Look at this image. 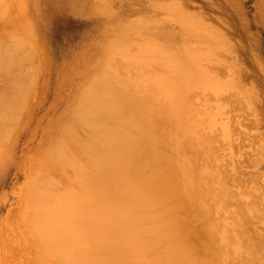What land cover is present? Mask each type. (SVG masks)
I'll return each mask as SVG.
<instances>
[{"label":"bare ground","instance_id":"1","mask_svg":"<svg viewBox=\"0 0 264 264\" xmlns=\"http://www.w3.org/2000/svg\"><path fill=\"white\" fill-rule=\"evenodd\" d=\"M8 1L3 3L0 0V13H4ZM14 2L9 3L12 7L8 5L12 11L17 10ZM3 36L1 33L0 78L4 84L0 87V145L13 133L12 127L18 122L23 102L38 76V73L35 76L34 68L23 67L34 60V53L38 52L33 50L35 46L30 43V50L24 37L14 35L4 41ZM126 38L122 35L116 40V48H121ZM103 45L106 51L113 46ZM142 46L136 48L142 49L140 54H134V51L121 54L124 61L115 60L111 55L105 63L94 66L88 81L85 85L82 83L83 88L65 105L63 116H58L57 122L46 129L48 133L35 159L29 160V177L20 198L21 212L10 229L17 228L15 237H5L2 248L5 252L13 244L21 249L17 259L13 257L10 263L226 264L225 260L222 263L223 255L242 254L239 244L223 240L226 239H222L223 233L219 238L211 225L216 219L219 221L225 217L219 216H223L228 207L224 199L229 193L228 185L220 183L219 188L216 184L220 181L215 183L208 179L210 166L207 161V168L206 160L211 158L210 153L208 157V151L212 153L209 150L211 145H206L208 149L205 144L192 139L195 127L189 108L194 90L215 87L213 90L217 89L218 94L220 88L228 91L236 86L231 81L214 82L199 67L194 56L187 54L183 60L184 50L173 57L170 52H155L149 46L144 51ZM140 61L163 75L153 76L154 81L149 79V93L142 83L138 86L128 77L135 72ZM123 69L127 71L125 74ZM204 143L209 142L205 140ZM3 154L6 156L7 152ZM200 156L207 157L205 162L200 158L204 162L201 165L197 162ZM57 173L67 175L64 185H59L61 182L56 175L60 180L62 175ZM214 188L219 189L218 193L223 191L222 195L216 194ZM223 189L227 190L226 193ZM214 193L221 195L220 200ZM223 193L225 197L222 198ZM239 205L243 208L246 204ZM188 214L192 216L186 217ZM195 218L202 220L200 225L203 228L198 227L200 233L194 228L201 236L199 245L194 235L191 238L196 244L187 237L193 229L188 231L189 227L185 228L186 223L190 226L194 222L191 227L198 224ZM247 218H250L249 213ZM223 219L226 224L227 219ZM230 220L233 222L232 217ZM243 220L251 225V220L247 223L245 218ZM234 223L238 227L233 228L232 223V230L245 226L243 223L239 225L238 221ZM232 232L234 236L238 232L236 236L240 237L242 233L239 232L245 231ZM254 235L253 239L256 238ZM247 238L244 237L245 240L252 239ZM253 241L256 247L259 245L257 238L252 242L249 240L246 245L250 249L243 253L247 255H242L237 264L253 263L261 254L262 250L259 252ZM194 245L201 248L198 251L193 248V252L198 253L201 249V255L200 252L199 256L193 254ZM251 246L256 248L254 253L260 254L252 253ZM26 254H29L28 259H24ZM263 256L258 261H263Z\"/></svg>","mask_w":264,"mask_h":264},{"label":"rangeland","instance_id":"2","mask_svg":"<svg viewBox=\"0 0 264 264\" xmlns=\"http://www.w3.org/2000/svg\"><path fill=\"white\" fill-rule=\"evenodd\" d=\"M4 2L7 3V0H3ZM9 3L12 7V3ZM13 4L16 11L13 12L6 5L4 13H0V24L3 23L0 34L4 35V41L15 35L24 37L28 45L32 43L35 46H32L33 50L38 52L35 55L36 51H31L35 57L31 60V55V62L29 61L34 67L30 63L23 67L34 68L35 76H38L23 102L18 122L12 127L13 133L7 143L0 145V263L7 264L8 261V264H13L10 263L11 259H17L21 252L13 244L6 253L2 248L5 237H15L17 228L12 229L13 233L10 229L21 212L20 198L29 177V160L35 159L49 127L63 116L65 105L83 88L94 66L100 62L105 63L111 55L115 60L124 61L121 54L125 55L129 51L140 54L143 51L141 48L138 50L139 46L144 45L143 50L149 49L146 44H150L149 47L155 49V52H170L173 57L184 50L183 60L188 57L187 54L194 56L199 61V67L214 82L231 81L236 86V89L228 91L220 88L218 94L215 92L217 89L213 90L215 87L192 91L189 104L195 127L192 139L205 146L211 145V149L206 146L212 151H208V157L210 153L211 158H197L198 164H204L206 160L207 168L210 166L209 172L206 170L208 179L220 181L216 184L218 187H221L220 183L228 185L226 191L229 193L223 189L226 197L225 193L222 196L226 202L222 200L232 215L225 209L226 215L221 216L220 212L225 208L223 203L224 208L220 207L223 209L218 214L219 217L225 216L224 219L221 218L220 222L216 219L215 224L212 222L211 225H214V233L219 238L223 233L225 236L222 234V239L226 238L223 240L239 244L242 254L239 253L237 257L225 256L226 254L220 256L222 263L224 260L228 262L226 264L239 263L242 255H247L243 253L250 249L249 240L252 242L256 238L259 241L258 248L254 241L252 244L262 252L254 253L256 248L251 246L252 253L260 255H255L256 261L249 264L264 263V244L260 247L264 242V0H15ZM15 12L18 15L14 16ZM9 14L13 16L10 17ZM3 15L4 18H1ZM122 35L127 38L118 49L115 46L116 40ZM168 38L171 39L168 41ZM104 43L113 46L106 51ZM29 47L32 50L30 45ZM23 67L21 68L24 69ZM194 67L198 66L195 64ZM125 71L123 69L122 73L125 74ZM161 74V71L140 61L135 72L128 77L138 86L143 84L149 93V79L154 81L153 76L162 77ZM145 75L148 76L147 79L144 78ZM3 84L4 81L0 78V87ZM205 140L209 143H204ZM5 151L6 156L3 154ZM57 174L62 175L61 180L56 174L57 178L55 175L53 177L61 182L59 185H64L67 175ZM251 178L253 179L250 180ZM214 190L217 194L219 189ZM222 192L218 195H222ZM240 203L248 207L244 205L241 208ZM248 213L250 218H247ZM227 214L230 215L229 218ZM188 216L191 217L192 214L186 217ZM214 217L216 216L212 218ZM233 217L237 218L239 225L243 223L246 227L232 230L231 225H235L233 228L238 227L234 223L237 222L236 218ZM244 218L246 223L251 220V225L245 224ZM198 219L195 218V222L199 225L196 223L191 227L194 222L190 226L185 224L186 230L187 227L188 231L192 228L194 233L187 237L192 242L196 240L197 245L198 238H201L198 235L201 231L199 229L203 228L200 225L202 220ZM222 219H229L230 222L227 225V220L225 224ZM222 222L223 230L220 225ZM199 226L201 227L198 228ZM194 228L199 231L198 234ZM242 229L245 232L239 233L244 235L236 236L239 235L237 230ZM224 231H227V236ZM232 231L237 232L235 236ZM193 235L196 239L191 238ZM253 235L256 238L253 239ZM245 236L252 239L245 240ZM258 237L262 239L261 243ZM196 246L192 247V252L193 248L196 251L201 248ZM27 252L31 253V250L27 249ZM199 252L201 255L202 250ZM261 255L263 261L259 260L261 263H258ZM27 256L29 254L24 259H28ZM20 263L22 262L14 264Z\"/></svg>","mask_w":264,"mask_h":264}]
</instances>
